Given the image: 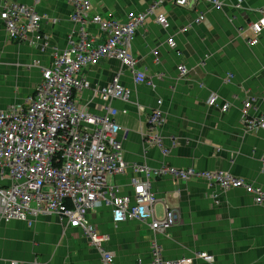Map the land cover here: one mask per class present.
I'll return each instance as SVG.
<instances>
[{
	"label": "crops",
	"instance_id": "crops-1",
	"mask_svg": "<svg viewBox=\"0 0 264 264\" xmlns=\"http://www.w3.org/2000/svg\"><path fill=\"white\" fill-rule=\"evenodd\" d=\"M4 1L32 6L42 16L44 41L12 40L0 20V110L13 104L26 106L41 80V68L68 47V36L72 33L76 38L79 28L65 0H0V6ZM152 1L91 0L88 15L125 22ZM263 11L264 0H221L217 8L203 0L185 7L165 0L132 38L131 52L144 81L120 70L118 60L100 59L80 71L90 88L77 90L74 100L90 113L104 112L107 104L118 110V139L126 162L152 169L166 163L175 168L228 170L264 192V128L247 132L241 118L242 104L249 97L256 99L257 106L250 113L264 116V30L257 44L246 42L248 24ZM157 13L167 18V28L156 22ZM200 14L204 18L199 21ZM84 29L94 44L106 38L90 20ZM178 64L187 68L183 77L178 75ZM115 77L129 89L127 100H102L94 94L91 88L105 87ZM211 95H216V105H208ZM157 98L166 115L161 131L165 155L143 142ZM223 103H229L226 112L220 108ZM132 175L128 169L111 180L127 193ZM0 183L9 180L0 178ZM150 187L158 199V214L165 205L180 209L181 220L165 232H155L136 219L114 223L110 208L103 204L88 214V220L107 236L103 247L90 244L64 213L28 215L30 224L0 217V264H100L103 251L112 253L114 264H152L153 243L160 245L164 259L190 257V264H264V208L242 188L219 192L216 204L210 197L212 189L199 178L175 181L164 175L152 178ZM201 251L213 255L214 261L198 257Z\"/></svg>",
	"mask_w": 264,
	"mask_h": 264
},
{
	"label": "built area",
	"instance_id": "built-area-1",
	"mask_svg": "<svg viewBox=\"0 0 264 264\" xmlns=\"http://www.w3.org/2000/svg\"><path fill=\"white\" fill-rule=\"evenodd\" d=\"M65 1L73 9L72 21L79 24L77 37L71 33L68 47L55 53L49 66L41 68V80L28 97L26 106L13 104L0 110V178L9 180L8 184L0 183V217L5 221L17 219L30 224V219L38 214L64 213L72 226L82 229L90 244L103 247L107 236L88 220L89 212L103 204L110 208L114 223L136 219L146 222L155 232H165L181 220V215L178 207L167 205L162 214L157 213L158 199L151 191V179L164 175H170L175 181L204 180L212 189L210 197L216 204L219 203L216 199L219 192L242 188L255 204L264 208L262 189L228 170L175 168L166 163L152 169L126 162L118 139L121 130L116 120L118 110L107 104L104 112L90 113L74 100L77 90L90 88V83L80 77V71L100 59H116L120 62V70L130 71L137 82L144 81L145 74L136 68L138 60L131 52L132 38L148 15L165 0H153L144 11L131 13L125 22L97 14L88 15L91 0ZM190 1L195 0H173L181 7ZM203 1H208L214 8L221 5V0ZM41 17L32 6L23 3L4 1L0 6V20L12 40L29 44L43 42ZM203 18V14L198 16L199 21ZM87 20L107 34L102 43L94 44L87 37L84 29ZM155 20L163 28L169 25L162 13H157ZM248 25L250 35L246 42L257 44L264 30V11ZM169 44L175 47L173 41ZM177 71L179 77H183L187 68L178 64ZM91 89L102 100H127L129 97V89L120 85L116 77L105 87ZM216 99V95H211L208 105H216ZM255 100L249 97L242 104L241 118L247 132L264 128V116L250 113V110H257ZM161 103V98H157L150 111L143 142L146 148L156 146L165 155L167 149L161 131L166 115ZM220 108L226 112L229 103H223ZM128 169L134 175L129 178L130 191L126 193L111 178ZM261 172L264 173V155ZM151 251L152 264L192 262L190 257L164 259L158 243H153ZM196 255L208 262L214 261L213 255L206 252ZM100 264H114L112 253L103 251Z\"/></svg>",
	"mask_w": 264,
	"mask_h": 264
},
{
	"label": "rangeland",
	"instance_id": "rangeland-1",
	"mask_svg": "<svg viewBox=\"0 0 264 264\" xmlns=\"http://www.w3.org/2000/svg\"><path fill=\"white\" fill-rule=\"evenodd\" d=\"M260 116H261V115H260ZM208 170H210V169H208ZM225 191H227V190H225ZM225 191H224V192H225Z\"/></svg>",
	"mask_w": 264,
	"mask_h": 264
},
{
	"label": "trees",
	"instance_id": "trees-1",
	"mask_svg": "<svg viewBox=\"0 0 264 264\" xmlns=\"http://www.w3.org/2000/svg\"><path fill=\"white\" fill-rule=\"evenodd\" d=\"M92 4V3H91Z\"/></svg>",
	"mask_w": 264,
	"mask_h": 264
}]
</instances>
